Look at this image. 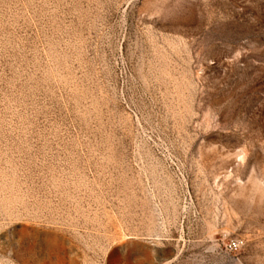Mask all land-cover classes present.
<instances>
[{"label":"rangeland","instance_id":"1","mask_svg":"<svg viewBox=\"0 0 264 264\" xmlns=\"http://www.w3.org/2000/svg\"><path fill=\"white\" fill-rule=\"evenodd\" d=\"M0 264H264V0H0Z\"/></svg>","mask_w":264,"mask_h":264},{"label":"built area","instance_id":"2","mask_svg":"<svg viewBox=\"0 0 264 264\" xmlns=\"http://www.w3.org/2000/svg\"><path fill=\"white\" fill-rule=\"evenodd\" d=\"M242 241H236L235 245L239 246L241 244Z\"/></svg>","mask_w":264,"mask_h":264}]
</instances>
